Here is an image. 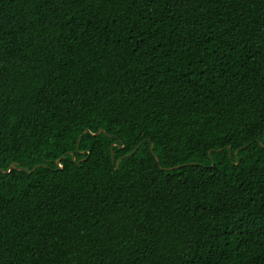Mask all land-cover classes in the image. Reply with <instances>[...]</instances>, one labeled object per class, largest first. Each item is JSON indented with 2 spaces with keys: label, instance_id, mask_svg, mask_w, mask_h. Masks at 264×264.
I'll list each match as a JSON object with an SVG mask.
<instances>
[{
  "label": "trees",
  "instance_id": "obj_1",
  "mask_svg": "<svg viewBox=\"0 0 264 264\" xmlns=\"http://www.w3.org/2000/svg\"><path fill=\"white\" fill-rule=\"evenodd\" d=\"M258 125L264 0H0V264H264Z\"/></svg>",
  "mask_w": 264,
  "mask_h": 264
},
{
  "label": "snow or ice",
  "instance_id": "obj_2",
  "mask_svg": "<svg viewBox=\"0 0 264 264\" xmlns=\"http://www.w3.org/2000/svg\"><path fill=\"white\" fill-rule=\"evenodd\" d=\"M129 2H132V0H129ZM143 42V41H141ZM189 74H191V68H189ZM201 74H203V71L201 70ZM88 134L90 136L93 137V139H98L101 136L107 137L108 136V131L107 129L101 125L95 132H91L89 131ZM138 136H144L145 139L141 140L139 138L135 139L133 142H131V145H129L128 143H125L123 140H121L118 137H111V144H110V148L111 151L105 155L107 156H111L116 160L120 159V156H123L125 158H131L133 160V162H135V157H136V153L140 152L141 149L144 148V145L146 143H151V133L149 132L147 135L143 132L140 131L138 133ZM264 126H257L255 128L250 127L249 131H248V137L245 139V144H247L248 148H252L253 146V141H255L257 147H259L261 150H264ZM222 150L228 151V153L230 155H232L233 153H235V156L233 157L234 160H238L239 159V152L236 151V149L232 148L231 146L228 147H224L221 146ZM153 148H155V145H153ZM240 148V152H246L247 149L244 148L243 145L239 146ZM73 156L75 155V153L77 152V149H73ZM79 153H80V159L84 160L85 159V155L87 157H92L93 153L89 152V153H84L83 149H79ZM100 155V154H97ZM208 155H211V153L209 152ZM6 159V154L3 151V147L0 146V163H3V161ZM43 161H38L37 164L38 165H43ZM185 163H191V161H187L185 160ZM66 166V162L65 163H61L60 162V158H57V168L60 171H63L64 168ZM21 166H17L15 165L14 161H9V167L7 169L0 167V176H7V175H11V173L14 170H20ZM26 167V166H24ZM117 171H119V164L117 163L115 165ZM170 167V166H169ZM35 171V166H33L31 169L28 170V173L31 174L32 172ZM31 187L35 188L36 185H32ZM28 195H30V192L27 193ZM240 227H243L242 225ZM187 264H198L197 260L194 257H189Z\"/></svg>",
  "mask_w": 264,
  "mask_h": 264
},
{
  "label": "water",
  "instance_id": "obj_3",
  "mask_svg": "<svg viewBox=\"0 0 264 264\" xmlns=\"http://www.w3.org/2000/svg\"><path fill=\"white\" fill-rule=\"evenodd\" d=\"M85 131H90L89 129H86ZM82 136V135H81ZM81 136L79 137V141H78V143H80V140H81ZM150 149H151V151L155 154V152H154V149H153V144H151V147H150ZM156 155V154H155ZM156 157H157V160L160 162V158L156 155ZM121 158H123V157H121ZM121 158L119 159V160H115L114 158H113V161L115 162V165L118 163L119 164V161L121 160ZM73 159H75V155L73 156ZM60 162H61V159H60ZM16 165V164H15ZM183 165H186V164H182V165H177V166H174V167H169V168H167V169H171V168H177V167H180V166H183ZM38 165H35V168L37 167ZM21 168H23L24 170H26V171H28L29 169L28 168H26V167H20V169ZM115 169H116V167H115ZM117 170V169H116Z\"/></svg>",
  "mask_w": 264,
  "mask_h": 264
}]
</instances>
